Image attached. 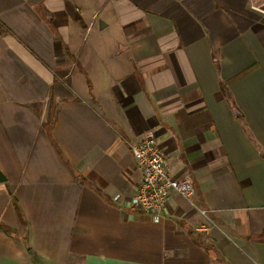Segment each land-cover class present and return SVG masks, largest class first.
<instances>
[{
  "label": "crops",
  "instance_id": "crops-1",
  "mask_svg": "<svg viewBox=\"0 0 264 264\" xmlns=\"http://www.w3.org/2000/svg\"><path fill=\"white\" fill-rule=\"evenodd\" d=\"M257 2L0 0V264H264ZM148 130L194 187L158 221Z\"/></svg>",
  "mask_w": 264,
  "mask_h": 264
},
{
  "label": "built area",
  "instance_id": "built-area-1",
  "mask_svg": "<svg viewBox=\"0 0 264 264\" xmlns=\"http://www.w3.org/2000/svg\"><path fill=\"white\" fill-rule=\"evenodd\" d=\"M129 150L140 171L137 191L130 200L132 208L158 221L171 193L182 197L193 194L194 187L189 179L171 174L167 155L157 143L155 132L146 131L138 141L129 144ZM118 198L115 195L113 200Z\"/></svg>",
  "mask_w": 264,
  "mask_h": 264
},
{
  "label": "water",
  "instance_id": "water-1",
  "mask_svg": "<svg viewBox=\"0 0 264 264\" xmlns=\"http://www.w3.org/2000/svg\"><path fill=\"white\" fill-rule=\"evenodd\" d=\"M5 180V178L3 177V175L1 174V172H0V182H2V181H4Z\"/></svg>",
  "mask_w": 264,
  "mask_h": 264
},
{
  "label": "rangeland",
  "instance_id": "rangeland-1",
  "mask_svg": "<svg viewBox=\"0 0 264 264\" xmlns=\"http://www.w3.org/2000/svg\"><path fill=\"white\" fill-rule=\"evenodd\" d=\"M259 5H261V7L264 8V3L263 2H257Z\"/></svg>",
  "mask_w": 264,
  "mask_h": 264
}]
</instances>
